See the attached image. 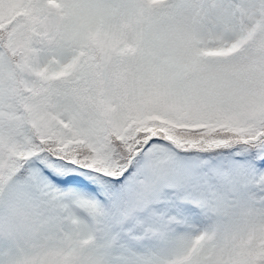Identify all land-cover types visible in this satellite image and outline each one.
Segmentation results:
<instances>
[{
  "label": "snow or ice",
  "instance_id": "snow-or-ice-1",
  "mask_svg": "<svg viewBox=\"0 0 264 264\" xmlns=\"http://www.w3.org/2000/svg\"><path fill=\"white\" fill-rule=\"evenodd\" d=\"M0 264H264V0H0Z\"/></svg>",
  "mask_w": 264,
  "mask_h": 264
}]
</instances>
